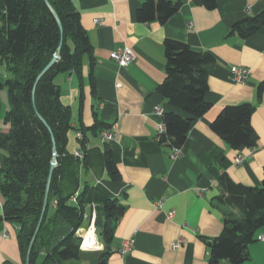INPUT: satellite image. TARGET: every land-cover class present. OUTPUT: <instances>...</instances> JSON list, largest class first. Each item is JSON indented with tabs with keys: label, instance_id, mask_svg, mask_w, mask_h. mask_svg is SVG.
<instances>
[{
	"label": "crops",
	"instance_id": "0c3cea01",
	"mask_svg": "<svg viewBox=\"0 0 264 264\" xmlns=\"http://www.w3.org/2000/svg\"><path fill=\"white\" fill-rule=\"evenodd\" d=\"M144 1L72 0L93 45L95 83L92 86L88 59L81 78L75 72L56 78L62 102L72 111L74 128L69 132L67 150L75 154L80 149L81 132L87 163L81 170L82 185L97 186L127 207L116 227L109 264H208L207 242L224 229V213L216 206L223 192V178L248 187L261 185L264 178V88L260 91L264 81V26L247 37L234 29L236 23L262 13L264 0H217L212 9L197 0H171L180 3V8L164 23L138 21L137 11ZM167 39L208 51L215 58L209 67L206 94L211 107L193 122L177 158L172 156L173 147L159 141L162 114L179 112L158 90L167 77ZM124 46L136 53L126 67L110 57L112 51ZM232 66L248 68V78L235 81ZM0 74L7 77L5 65H0ZM244 102L254 107L252 125L258 144L236 149L211 129V123L226 106ZM9 107L7 89H0V134L11 129L6 120ZM97 122L101 125L95 131H80ZM105 131L112 132L114 138L105 140ZM106 146L112 149L120 174L116 180L106 167ZM6 155L0 146V188ZM240 156L242 161L237 162ZM0 197L3 201L1 189ZM91 212L88 209L87 213ZM170 212H174L172 217ZM85 224L77 231L79 236L85 235L91 221L86 219ZM4 229L8 230L7 238ZM18 229L14 223L0 222V264L6 260L24 264ZM70 231L69 223L52 205L47 222L38 232V242L44 246L42 254ZM261 234L264 226L257 235ZM96 238L97 247L81 245L82 264H100L104 245ZM130 239L132 249L120 254L118 248ZM176 242L178 247H174ZM248 252L242 264H264V240L257 238Z\"/></svg>",
	"mask_w": 264,
	"mask_h": 264
},
{
	"label": "trees",
	"instance_id": "16d2710c",
	"mask_svg": "<svg viewBox=\"0 0 264 264\" xmlns=\"http://www.w3.org/2000/svg\"><path fill=\"white\" fill-rule=\"evenodd\" d=\"M56 10L63 27V43L57 62L42 76L33 102V86L38 74L58 51L62 34L60 26L45 0H0V65H5L7 77L0 74V89H7L9 110L6 120L11 129L0 134V146L7 152L1 168L3 213L0 222L16 224L17 240L24 264L30 240L35 232L45 203L46 185L57 148V165L54 169L48 203L41 228L48 219L50 207L70 225L71 231L50 251L42 254L44 246L37 238L30 254V264H82V237L77 231L85 226V214L95 204V233L104 245L100 264H109L111 244L117 224L127 207L97 186L82 185L81 170L87 165L84 137L80 140L84 157L79 158L67 150L69 132L74 128L70 106L61 99L60 74L75 72L80 78L86 59L92 72L95 58L93 45L81 15L72 0H48ZM212 9L217 0H197ZM180 8L171 0H145L137 11L140 22L158 20L166 22ZM264 26V11L236 23L234 29L247 37ZM165 81L158 87L166 103L179 110L162 114L165 132L159 141L171 147L182 148L190 135L193 122L211 107L206 100L209 90V67L214 56L208 51H197L189 44L167 39L165 42ZM264 81L260 84V91ZM254 107L244 102L226 106L211 123V129L232 148H254L258 135L252 125ZM43 117L47 125L41 119ZM97 122L90 128L96 130ZM105 162L109 175L120 177L112 149L105 147ZM222 194L216 206L224 213L222 233L208 240V264L229 261L242 264L249 257V245L258 238L264 226V178L261 185L243 186L229 178L222 180ZM77 196L76 202L71 199ZM234 210H237L236 212ZM90 221V219H89ZM40 228V229H41ZM2 264H16L6 260Z\"/></svg>",
	"mask_w": 264,
	"mask_h": 264
},
{
	"label": "built area",
	"instance_id": "2783aa9c",
	"mask_svg": "<svg viewBox=\"0 0 264 264\" xmlns=\"http://www.w3.org/2000/svg\"><path fill=\"white\" fill-rule=\"evenodd\" d=\"M96 23H101V20L100 19H96L95 20ZM110 57L115 60L120 66H123V67H126L128 65H130L136 58V53L135 51L133 50V48L129 47V46H124V47H120L114 51H112L110 53ZM231 72L233 74V79L237 82H244L249 74H250V70L246 67H240V66H232L231 67ZM157 110H159V106H157L156 108ZM159 131H160V134H163L165 132V127L163 125V123L160 125L159 127ZM78 138L79 139H82L83 138V134L81 132L78 133ZM103 138L105 140H111L114 138V134L110 131H105L103 133ZM76 156H78L79 158H83L84 157V151L81 149H78L75 153ZM180 155H182V148H179V147H173L172 149V156L174 158H177L179 157ZM242 161V157H238L237 158V162H241ZM73 202H76L77 200V196H73L72 199H71ZM0 205L3 206V201L0 197ZM174 215V212H170L169 213V216L172 217ZM85 219H90L91 221V224L88 226V230L90 231L91 229H94V232H95V226H94V221H95V218H96V208H95V204L92 205V212L89 214V213H86L85 214ZM3 236L5 238H7L9 236V233H8V230L7 229H4V232H3ZM95 236H96V233H95ZM82 244H85L86 243V236L85 235H82ZM258 239L260 240H264V235H259L258 236ZM96 241H97V238H96ZM81 244V245H82ZM132 246H133V240L130 239V240H126L122 243V245L118 248V252L120 254H126L128 253L131 249H132ZM179 246V243L176 242L174 244V247H178Z\"/></svg>",
	"mask_w": 264,
	"mask_h": 264
},
{
	"label": "water",
	"instance_id": "95a60500",
	"mask_svg": "<svg viewBox=\"0 0 264 264\" xmlns=\"http://www.w3.org/2000/svg\"><path fill=\"white\" fill-rule=\"evenodd\" d=\"M46 3L49 5L53 15L55 16L59 26H60V29H61V34H62V40H61V44H60V47L58 49V51L54 54L53 58L50 60V62L41 70V72L38 74L36 80H35V83H34V86H33V91H32V94H33V102L35 103V92H36V88H37V85L40 81V79L42 78V76L57 62V60L59 59L60 57V52H61V47H62V43H63V27H62V23L60 21V18L56 12V10L52 7V5L50 4V2L48 0H45ZM41 119L43 120V122L47 125L48 129L51 131L52 133V130L50 128V126L48 125V123L46 122V120L41 117ZM54 142V145H53V151H54V157L51 161V167H50V171H49V176H48V180H47V185H46V194H45V203H44V207H43V210H42V214H41V217L38 221V224L36 226V229H35V232L30 240V243H29V246H28V249H27V253H26V264H30V254H31V250H32V247H33V244L37 238V234L41 228V225H42V221H43V217H44V214H45V211H46V207H47V203H48V197H49V191H50V186H51V181H52V176H53V172H54V169L57 165V148H56V143H55V140H53Z\"/></svg>",
	"mask_w": 264,
	"mask_h": 264
},
{
	"label": "bare ground",
	"instance_id": "6f19581e",
	"mask_svg": "<svg viewBox=\"0 0 264 264\" xmlns=\"http://www.w3.org/2000/svg\"><path fill=\"white\" fill-rule=\"evenodd\" d=\"M85 236H86V243H85V247H97V241H96V236H95V232L94 229L86 230V232H84Z\"/></svg>",
	"mask_w": 264,
	"mask_h": 264
}]
</instances>
